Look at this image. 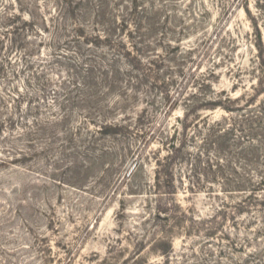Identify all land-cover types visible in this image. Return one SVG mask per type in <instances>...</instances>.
<instances>
[{
    "label": "rangeland",
    "instance_id": "1",
    "mask_svg": "<svg viewBox=\"0 0 264 264\" xmlns=\"http://www.w3.org/2000/svg\"><path fill=\"white\" fill-rule=\"evenodd\" d=\"M56 1L0 0V264H264V186L262 202L245 206L248 188L225 181L264 179V0H107L129 17L123 40L147 75L126 110L105 113L134 119L121 136L98 134L79 103L91 90L85 58L97 52L78 53L72 28L96 33L82 7L93 14L98 2L66 7L58 31ZM30 16L36 28L11 34ZM215 124L233 133L221 154ZM171 144L167 178L157 161L168 162ZM250 146L254 171L240 154ZM217 158L235 177H215ZM160 202L168 221L156 217Z\"/></svg>",
    "mask_w": 264,
    "mask_h": 264
},
{
    "label": "trees",
    "instance_id": "2",
    "mask_svg": "<svg viewBox=\"0 0 264 264\" xmlns=\"http://www.w3.org/2000/svg\"><path fill=\"white\" fill-rule=\"evenodd\" d=\"M86 0H77L76 2L73 0H57L56 3L58 4V7L61 9V13L67 11L66 7H71L73 4L76 6H82L83 2ZM106 1V2H105ZM98 4L96 9H94L92 14V9L89 7L88 9L86 7L84 8V14L85 15H91L90 17L93 18V31L98 32L97 34H86L85 31V25L84 23H76L74 27L72 28L74 30V34L76 37L75 43L77 46L75 47L78 53H82V49L84 45H87L89 48H94V54H91L90 56H87L85 59L86 65L88 66V69L86 70L85 77H83V84L84 87H88L91 90H80L84 95L83 99L81 100V103L83 106H88L90 108L89 112V122L90 123H96L98 121L101 123L100 129L98 130V134L100 135H123L125 132L128 131V126H132L134 119H127V116L124 120H121V122L117 123L116 121H108L107 116H105V113L107 111H121L123 112L126 110V108L134 102V100L137 98V90L139 87L143 84V81L140 77H147V75L141 73V69L137 66L142 65V61L140 56H137L134 54L133 50L129 48L127 43L123 40L126 31L129 29V17L128 18H122L119 19V16L117 15L116 10H111L110 5L108 4L107 0H97ZM115 5V3H114ZM69 10V9H68ZM65 14L63 13V17L61 20L64 21L63 24L58 25V31L66 30V27L68 26L65 22ZM31 22L23 21V24L21 26H13V32L11 34H16L17 36H22V33L24 31H27L28 28L35 26L33 22L36 21L33 16H30ZM19 25V24H18ZM138 27V30H141L142 26L141 24L136 25ZM101 29V30H100ZM129 39L133 38V33H128ZM13 44V41H12ZM137 49V46L134 47ZM133 48V49H134ZM108 50V51H107ZM108 52H110L112 55H109ZM84 56V55H83ZM150 64V63H149ZM134 73H138L139 76H133ZM136 78V84H133L132 81L129 80L125 82L127 86H125L124 89H122V86L124 84V79L129 78L133 79ZM131 88V95L128 94L129 89ZM103 91V92H102ZM109 93H115L117 96L116 104L111 107L108 103L106 104V98ZM114 94V95H115ZM120 100V102H119ZM177 105V104H175ZM223 107L222 104L218 102H208L206 106L204 107ZM62 111L65 113L63 116V121L68 122L70 121V116H68L67 107L62 106ZM193 110H196V106L192 108ZM192 110V111H193ZM228 112H232L230 108H225ZM1 115V114H0ZM262 115V114H261ZM97 116L99 120L95 118ZM101 119H103L101 121ZM144 117H139V122L141 123L143 121ZM255 121H252V124L255 125L256 123H262V119L259 116L255 117ZM62 121V122H63ZM1 122V120H0ZM10 123L14 124V120H10ZM5 124V122L3 123ZM35 130L39 131V126L34 127ZM212 131L221 133L214 136V141H212L211 147L216 148V152L218 154H221L225 152L226 149H230V136L233 134L230 130L224 129L222 124H215L212 128ZM252 129V127H250ZM223 131V132H222ZM264 132V131H263ZM34 134L36 132H30L27 142L31 144ZM250 137H258V134H252V131L247 136ZM153 137L151 138V140ZM250 139V138H249ZM156 140V138H154ZM167 145V144H165ZM171 147L173 149L172 156L166 157L168 162L163 164L161 160H158L157 163L159 167H162L163 174L168 178L171 177L170 173L168 174V166H170L169 162L174 161L178 156L177 153H179L178 149L176 150L174 144H171ZM176 154V155H175ZM242 157L244 156L248 160L247 167L249 171L251 170H258L259 169V156L260 151L257 152L256 149H252V146L249 148L242 150L240 152ZM257 155V156H256ZM255 159L253 160V157ZM193 157V156H191ZM197 159L199 164H204L202 160V156L197 155ZM210 160L206 162L209 167H213L210 164ZM223 160L216 162V171L214 173L216 176H224L225 174L229 173L232 174L235 177L236 170H234L233 163L228 164H222ZM4 163V162H3ZM212 169V168H211ZM160 176L157 175L158 183L160 184ZM227 185H237L238 187H241V191H246L245 188H248V192L250 193L248 197L246 198V201H244L245 206H249L251 204H256L260 201V198L257 196V193L261 186H264V179H261L259 183H254L253 178H251V173H248L247 177H244L243 179L239 178H231L227 177L225 178ZM168 185L171 184V181H167ZM245 185V186H243ZM262 205H264V202H262ZM164 206L160 202L159 208H158V214L156 217L158 219H161L164 216L165 221L169 220V216L165 209H163Z\"/></svg>",
    "mask_w": 264,
    "mask_h": 264
}]
</instances>
